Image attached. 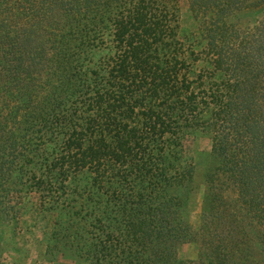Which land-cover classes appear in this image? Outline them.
<instances>
[{"label":"trees","instance_id":"16d2710c","mask_svg":"<svg viewBox=\"0 0 264 264\" xmlns=\"http://www.w3.org/2000/svg\"><path fill=\"white\" fill-rule=\"evenodd\" d=\"M180 1L0 0V216H46L55 259L262 264L264 0H186L184 35Z\"/></svg>","mask_w":264,"mask_h":264},{"label":"rangeland","instance_id":"374dc122","mask_svg":"<svg viewBox=\"0 0 264 264\" xmlns=\"http://www.w3.org/2000/svg\"><path fill=\"white\" fill-rule=\"evenodd\" d=\"M181 35L197 29V21L186 0L179 2ZM261 14L251 12L239 15L240 28L251 27ZM211 140L201 137L194 143V149L201 153L198 174L195 177L196 191L190 196L186 221L195 234H198L201 224L202 205L204 200V174L207 171L206 155L211 152ZM30 207V206H28ZM28 207L17 219L8 220L0 216V264H77L68 257L49 253L47 249L49 219L37 212H28ZM199 241L182 245L178 257L185 261H196L199 256ZM257 253L264 264V254L258 249ZM55 255V256H54Z\"/></svg>","mask_w":264,"mask_h":264}]
</instances>
